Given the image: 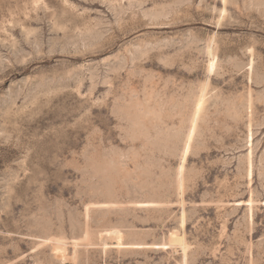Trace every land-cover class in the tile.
<instances>
[{
	"label": "rangeland",
	"instance_id": "obj_1",
	"mask_svg": "<svg viewBox=\"0 0 264 264\" xmlns=\"http://www.w3.org/2000/svg\"><path fill=\"white\" fill-rule=\"evenodd\" d=\"M0 264H264V0H0Z\"/></svg>",
	"mask_w": 264,
	"mask_h": 264
},
{
	"label": "bare ground",
	"instance_id": "obj_2",
	"mask_svg": "<svg viewBox=\"0 0 264 264\" xmlns=\"http://www.w3.org/2000/svg\"><path fill=\"white\" fill-rule=\"evenodd\" d=\"M211 65H212V64L210 63V64H209V67H211ZM199 107H200V105H197V110L199 109ZM116 238H117V236H116ZM171 239H172L174 242H175V241L179 242L178 239H177L175 236H172ZM56 251H57V252H62V253L64 252L63 249H61V248H59V247L56 248Z\"/></svg>",
	"mask_w": 264,
	"mask_h": 264
}]
</instances>
